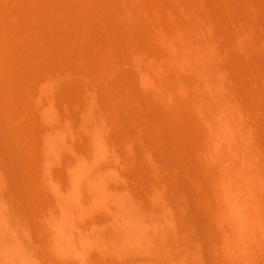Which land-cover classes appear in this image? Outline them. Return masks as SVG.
Returning a JSON list of instances; mask_svg holds the SVG:
<instances>
[{"label":"bare ground","instance_id":"1","mask_svg":"<svg viewBox=\"0 0 264 264\" xmlns=\"http://www.w3.org/2000/svg\"><path fill=\"white\" fill-rule=\"evenodd\" d=\"M0 264H264V0H0Z\"/></svg>","mask_w":264,"mask_h":264},{"label":"rangeland","instance_id":"2","mask_svg":"<svg viewBox=\"0 0 264 264\" xmlns=\"http://www.w3.org/2000/svg\"><path fill=\"white\" fill-rule=\"evenodd\" d=\"M184 232H185V231H184ZM184 243H185V244H183L184 246L182 245L183 248H185V249H189V250H190L191 248H193V244H189V243L186 244L185 241H184ZM185 245H186V246L189 245V246L185 247Z\"/></svg>","mask_w":264,"mask_h":264}]
</instances>
